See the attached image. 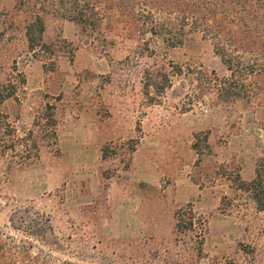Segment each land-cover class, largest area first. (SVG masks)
<instances>
[{"label":"rangeland","instance_id":"1","mask_svg":"<svg viewBox=\"0 0 264 264\" xmlns=\"http://www.w3.org/2000/svg\"><path fill=\"white\" fill-rule=\"evenodd\" d=\"M147 11L138 0H0V264H264V211L240 187L264 157V105L220 99L231 74L213 38L186 27L171 47L169 14L147 24ZM36 16L45 30L31 49ZM82 114L121 123L124 140L96 157L80 155L82 142L63 150L58 124ZM175 179L202 193L171 232ZM147 182L159 191L145 198L163 205L135 233L106 190Z\"/></svg>","mask_w":264,"mask_h":264},{"label":"trees","instance_id":"2","mask_svg":"<svg viewBox=\"0 0 264 264\" xmlns=\"http://www.w3.org/2000/svg\"><path fill=\"white\" fill-rule=\"evenodd\" d=\"M148 9L145 22H154V13L169 14L168 24L162 26L161 37L171 47L182 44L179 33L186 27L203 30L213 38L215 49L230 72L219 87V98H242L264 105V0H138ZM70 18L84 24V14L73 4L66 9ZM174 16V17H172ZM44 22L36 16L27 27L31 49L41 40ZM178 32V33H177ZM151 86L150 84L148 87ZM50 124L56 121L51 116ZM259 211H264V157L256 162L255 177L241 182Z\"/></svg>","mask_w":264,"mask_h":264},{"label":"crops","instance_id":"3","mask_svg":"<svg viewBox=\"0 0 264 264\" xmlns=\"http://www.w3.org/2000/svg\"><path fill=\"white\" fill-rule=\"evenodd\" d=\"M84 115L86 114H82L80 118H76L75 121L74 119L72 121L68 120L66 116L65 120L58 124L59 141L63 150L74 151L72 149V143L82 142V144L79 145V148L82 150L80 155L96 157L101 154L103 143L124 140L125 130L121 123L111 124L108 120L99 119L95 121L84 119ZM136 152L137 151H135V153ZM72 155L78 154H71V156ZM166 170V172H171V169H169L170 171L168 169ZM254 177L255 170L250 181L253 180ZM178 179H175V183L170 184L165 190V192H167V201L165 200L167 204L163 203L168 206V210L172 214L170 218V225L172 227L171 232H173L177 223L175 216L177 210L184 204L195 203L199 198L198 196H201L202 193L199 184L195 182L180 183ZM137 189L138 186L135 189L129 187L124 189L123 186L113 184L111 187L107 188L106 194L113 198L112 205L115 211L113 214L117 216L114 220L119 219L120 212H124L126 215L128 214V216H131L132 222L136 224L135 233H141V224L144 226V230L147 229V226H149L151 222H155L156 225L158 224L160 206L163 204L158 201H151L149 197L145 198L146 195H151L149 194L150 191L153 193L159 191V187L156 183H145L144 193L134 192L135 190L138 191ZM135 197H137V199H135Z\"/></svg>","mask_w":264,"mask_h":264}]
</instances>
